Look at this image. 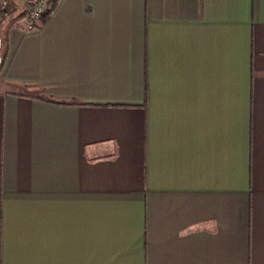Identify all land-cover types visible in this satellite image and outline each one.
Masks as SVG:
<instances>
[{
    "label": "crops",
    "instance_id": "0c3cea01",
    "mask_svg": "<svg viewBox=\"0 0 264 264\" xmlns=\"http://www.w3.org/2000/svg\"><path fill=\"white\" fill-rule=\"evenodd\" d=\"M8 1L0 264H264V0Z\"/></svg>",
    "mask_w": 264,
    "mask_h": 264
},
{
    "label": "trees",
    "instance_id": "16d2710c",
    "mask_svg": "<svg viewBox=\"0 0 264 264\" xmlns=\"http://www.w3.org/2000/svg\"><path fill=\"white\" fill-rule=\"evenodd\" d=\"M22 16L23 13L17 12L14 3L8 0L3 9L0 10V71L7 53L8 31L17 20L22 18Z\"/></svg>",
    "mask_w": 264,
    "mask_h": 264
},
{
    "label": "built area",
    "instance_id": "2783aa9c",
    "mask_svg": "<svg viewBox=\"0 0 264 264\" xmlns=\"http://www.w3.org/2000/svg\"><path fill=\"white\" fill-rule=\"evenodd\" d=\"M57 0H30L24 14V27L26 31H32L35 28V23L46 16L51 6ZM4 0H0V9L3 8Z\"/></svg>",
    "mask_w": 264,
    "mask_h": 264
}]
</instances>
